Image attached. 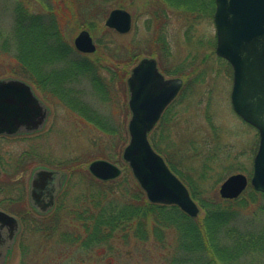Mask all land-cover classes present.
I'll return each instance as SVG.
<instances>
[{"label":"rangeland","instance_id":"rangeland-1","mask_svg":"<svg viewBox=\"0 0 264 264\" xmlns=\"http://www.w3.org/2000/svg\"><path fill=\"white\" fill-rule=\"evenodd\" d=\"M120 5L124 8L118 7ZM210 6V13L202 17L166 5L162 0H0V80L27 81L49 110L45 126L39 131L0 138V185L16 187L11 195L17 197L19 191H27L35 168L47 166L66 172L68 180L60 203L63 201L68 207L59 212L62 219L68 220L70 226L67 228L77 229L79 225L72 221L73 216L68 212L80 208L74 202L88 193L92 177L89 166L93 161L107 160L116 164L122 169L119 178L124 176L133 180L131 169L123 159L124 149L130 141L132 117L127 82L140 60L155 57L166 78H181L184 84L167 109L165 118L153 131V139L161 142L173 164L191 179L198 180L207 165L209 171L202 186V200L226 201L219 194L221 184L238 173L251 179L260 136L258 130L233 108L234 70L228 60L216 52L215 3ZM18 7L32 15L58 17L67 35L66 41L73 48L71 58L106 67L97 75L103 91L95 88L88 76L65 85H56L52 76L42 78L46 83L38 77L32 81L22 59L26 60L28 53L35 59L40 54L42 60L48 59L43 56L46 51L40 44L39 31L34 32L38 35V48L36 44L32 48L17 41L24 47L18 51L19 43L11 41ZM118 8L132 14L133 28L127 34H118L105 24L111 11ZM82 30H89L94 37L95 53L87 55L75 49L74 40ZM54 65L55 69L62 66ZM51 68L47 66L46 71ZM53 88H56L55 92ZM65 99L85 108L86 114L72 110ZM6 190L0 191L3 208L7 207ZM196 202L200 208L198 216L203 218L205 210L201 201ZM25 206L22 204L23 209L31 211V221L46 222L40 224L42 226L57 212L55 209L46 217L39 215L30 209L27 199ZM262 207L264 198L260 197L256 203L251 201L249 206L241 208L236 223L261 230L264 228ZM122 235L117 232L108 245L90 252L61 242L63 246L57 245L58 240H46L43 232L32 231L24 235L28 236L26 243L14 246L5 264H167L178 241V232L174 229L167 231L162 241L154 235H150L147 242L131 233ZM26 246L30 250L25 255L23 248ZM247 262L248 259H243V264Z\"/></svg>","mask_w":264,"mask_h":264},{"label":"trees","instance_id":"trees-1","mask_svg":"<svg viewBox=\"0 0 264 264\" xmlns=\"http://www.w3.org/2000/svg\"><path fill=\"white\" fill-rule=\"evenodd\" d=\"M111 1L121 2L122 0ZM162 1L178 10L197 13L202 17L210 13V5L215 3V0H197L198 3L195 0ZM118 7L124 8L123 5ZM17 9L16 25L12 39L10 38L11 41L24 42L32 48L36 44L38 48V35L34 32L39 31L41 33L40 44L46 51L43 56L48 59H40L38 62L40 71L35 69V58L32 54L28 53L26 60L22 59V65L30 73L32 81H36L37 77L42 79L52 76V82L56 85H65V83L70 84L81 77L88 76L94 87L103 91L102 82L97 75L98 71L106 67L92 61L71 58L73 48L69 41H66L67 35L64 34L57 20L58 17L51 14L40 18L21 7ZM20 42L17 43L20 44ZM19 44L18 51H21L24 47L21 44L20 47ZM56 63L62 65L60 69H55L54 64ZM47 66H51L52 71L47 72ZM55 90L56 88H53L54 92ZM59 92L63 94L60 89ZM68 101L65 99V102ZM71 106L76 111H80L76 109V104L72 103ZM82 113L86 114V111ZM165 116L166 113L163 119ZM152 134L151 141L154 148L186 184L193 199L201 201L200 205L205 210L203 218L199 216L191 218L175 205L151 203L134 177L131 181L124 176L113 181H101L92 176L88 193L86 192L82 198L74 202L80 208L75 207L68 212L73 216L72 221L77 222L79 227L73 231L67 228L70 226L68 220L65 219V222L62 219L59 209L63 211L68 206L66 207L61 201L54 216L49 219L45 227L37 225L36 232H43L46 240H58L57 245H61V242L70 247L79 246V248L92 252L95 248L108 245L117 232L122 233L124 237L131 233L140 241L147 242L150 235L162 241L166 237V232L174 229L178 232L177 247L172 256L167 259V264H243V259H248V264H264V228L257 230L253 226L236 223V216H239L241 208L249 206L251 201L256 203L260 197L264 198V193L251 186L235 200H226L223 203L217 198H212L210 201H203L201 191L207 179L208 166L205 165L198 180L191 179L173 164L167 150L162 149L161 142L155 141L153 139L155 134ZM225 204H231V206ZM262 208L264 211V207ZM40 222L41 220H35L34 223H46ZM29 250L30 247H24V254H28Z\"/></svg>","mask_w":264,"mask_h":264},{"label":"water","instance_id":"water-1","mask_svg":"<svg viewBox=\"0 0 264 264\" xmlns=\"http://www.w3.org/2000/svg\"><path fill=\"white\" fill-rule=\"evenodd\" d=\"M215 1L217 54L228 60L234 70L233 108L245 122L258 130L260 136L251 179L243 173L233 174L220 186V197L234 200L249 185L264 193V0ZM105 24L110 29L127 34L132 30L133 18L130 12L118 8L111 11ZM74 44L83 53L97 51L88 30H82ZM183 84L181 78H166L155 58H144L133 68L128 79L132 112L130 141L124 149L123 159L151 203L175 205L191 218H196L200 212L198 204L149 139ZM47 117L48 109L27 82L0 80V136L16 135L23 128L40 130ZM89 170L102 181L116 180L122 175V169L107 160L93 161ZM54 173L44 172L51 179H54ZM3 220L17 222L16 218L0 210V221Z\"/></svg>","mask_w":264,"mask_h":264},{"label":"flooded vegetation","instance_id":"flooded-vegetation-1","mask_svg":"<svg viewBox=\"0 0 264 264\" xmlns=\"http://www.w3.org/2000/svg\"><path fill=\"white\" fill-rule=\"evenodd\" d=\"M36 17L42 18L43 15L36 14ZM40 58H41V54L37 55L36 59L38 62L40 61L39 60ZM36 59L34 62V66L36 70L40 71V67H39L40 63H38ZM38 67L39 69H37ZM45 80L46 79L42 81ZM65 103L68 106H70L72 110H75L71 106V103L70 104L69 102H65ZM76 106H77L76 108H78L81 112L85 111L84 110L85 108L81 109V107L78 106L77 104ZM169 106L167 107V109L169 108ZM31 132H33V130L29 128H23V130L20 133L28 134ZM8 136L10 135H1L0 138H6ZM46 171L55 172L53 176L54 179L47 178L46 175L44 174V172L46 173ZM67 180H68V175L66 174V172H63L61 170L58 171L52 170L50 168H47V166H40L33 170L29 179L27 191L24 190L21 191V193L19 191V195L17 197H13L11 195V193L13 194L16 187L13 188L11 185H9L12 187L11 188L5 186V184L0 185V191L5 192L6 188H7L6 191H8V194H6L8 197V198L6 197L7 207L3 208L2 206L4 205L0 203V210L13 216L17 220V222H12L11 220L0 221V264H5L9 256L13 253L14 251L13 246L21 243H26L28 236L24 237V235H27L32 231H35V233L37 234L40 233V232H36L38 226L37 224L34 223L35 220L31 221L32 218L31 211L30 210L27 211L26 209H23L22 204L25 206V202L27 199L30 205V209L32 211L38 213L39 215H44L45 217L48 216L49 214L52 213L53 210L55 209L57 210L58 206L60 205V198L62 197V195L65 194L64 187L66 186ZM8 207H10V209H8ZM20 208L22 209V211L20 210ZM15 210H18L21 215L18 216L17 214L19 213L16 212ZM9 247L12 248L9 249Z\"/></svg>","mask_w":264,"mask_h":264}]
</instances>
